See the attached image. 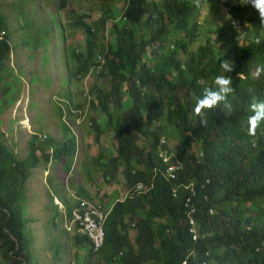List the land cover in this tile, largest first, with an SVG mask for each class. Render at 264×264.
Listing matches in <instances>:
<instances>
[{
	"label": "trees",
	"instance_id": "trees-1",
	"mask_svg": "<svg viewBox=\"0 0 264 264\" xmlns=\"http://www.w3.org/2000/svg\"><path fill=\"white\" fill-rule=\"evenodd\" d=\"M60 1L64 7L67 0ZM98 1L104 2L99 23L109 24L113 41L109 42L108 51L102 52L104 63L100 65L96 61L99 55L96 31L84 18L88 13L76 16L74 23L85 30L88 40L85 52L72 51L71 67L76 77L86 78L92 68L101 67L103 71L99 75L105 76L106 72L111 78L110 89L95 90L93 106L113 126L118 146L116 154L100 165H106L104 174L113 180L122 168L128 190L123 201L110 205L105 243L99 252L107 264H182L185 259L190 264H264V122L256 131V134L261 133L256 142L252 141L256 134H247L250 103L253 99L264 101V34L255 32L259 43L253 38L239 44V54L232 61L233 70L225 73L221 63L230 59L231 48L215 47L223 40L222 28L218 29L215 41L207 38L195 52L189 53L188 43L195 42L204 31L206 24L200 25L196 20L202 16L201 11L222 4L231 13L241 10V5L205 0L202 8H196L190 0H162L154 4L152 11V0H125L124 18L128 21L119 23L118 9L105 4L115 0ZM143 21L146 27H156L151 35L143 34L137 40L135 27ZM253 21L258 25L259 15ZM12 28L15 27L10 26L7 15L0 13V82L1 67L10 60ZM2 30L6 34L1 35ZM181 32L186 35L173 41ZM219 75L232 80L234 91L226 102L204 110L207 123L201 125L200 117L194 112L197 99L206 88L215 90L214 81ZM114 102L128 113L117 117L113 124L110 103ZM225 103L231 107H225ZM162 121L165 122L160 128L165 136H178L180 144L172 150L177 152L181 165L173 180L162 176L167 165L162 162L159 150H168L170 144L162 146V134L147 127V123ZM63 123L67 131L65 141L55 148V142L49 141L53 148L51 155H41L46 163H60L65 157L74 158L77 153L76 135ZM91 125L99 141L103 130L96 118ZM172 130L176 134L170 133ZM1 134L0 251L3 264H34L33 241L27 230L29 220L23 203L31 171L41 161L37 153L42 151L37 143L28 142L31 156L17 159ZM40 137L48 140V136ZM31 139L37 141V136L32 135ZM193 140L197 141L195 145ZM200 153L203 154L201 160ZM70 169L68 166V172ZM207 179L210 180L208 188L201 190ZM192 181L196 182L200 193L195 201L200 211L196 239L190 232L184 204L187 193L180 188L178 197L172 195V189ZM140 183L147 192L137 191ZM207 194L209 199L205 200L203 196ZM78 196H82L81 193ZM68 205L67 216L71 218L75 203L68 202ZM210 208L214 209L212 214ZM135 218H138L134 223L136 236L132 239L127 220ZM77 229L81 231L76 236L77 255L94 253L88 235L78 226Z\"/></svg>",
	"mask_w": 264,
	"mask_h": 264
},
{
	"label": "rangeland",
	"instance_id": "rangeland-1",
	"mask_svg": "<svg viewBox=\"0 0 264 264\" xmlns=\"http://www.w3.org/2000/svg\"><path fill=\"white\" fill-rule=\"evenodd\" d=\"M161 1L152 0L150 9L153 11L154 4ZM224 1L241 5V10L228 13L221 4L201 11L202 16L196 20L200 25H206L195 42L188 43L189 53L197 51L198 46L205 44L207 38L215 41L218 29L222 28L223 40L215 47L225 50L231 48L230 59L227 61L232 63L239 54V44L247 43L253 38L256 40V31L264 34V25L261 23L256 25L253 21L258 12L250 4H241L240 0ZM103 4L104 2L98 0H67L66 5L62 7L60 0H0V13L7 15L10 26L15 27L12 28L9 39L12 49L10 60L1 67L0 134L3 133L1 138L15 158L20 160L31 156L28 142L37 143L42 151L37 153L41 161L37 168L31 171L26 187V201L23 203L25 216L29 220L27 230L33 241L34 264H107L101 252L77 255L79 250L76 236L80 235L81 231L75 224L70 225L71 218L65 217L66 204L76 203L77 199H86L83 196L79 198L78 192L80 188L88 187V184L94 200L106 206L117 200L123 201L128 193L122 168L113 180L104 174L103 168L106 165H100L107 163L116 154L118 146L113 126H110L103 114H100V110L93 106L95 90L110 89L111 78L106 72L105 76L99 75L103 71L101 67H94L86 78H79L75 76L71 67L74 62L72 51L87 50V33L74 23L75 17L85 15L84 12L88 13L84 16L85 21L96 31L99 47L96 61L100 62V65L104 63L102 52L108 51L113 35L108 23L105 26L99 23L104 13ZM105 4L118 9L117 21L121 23L127 9L125 0ZM228 15L237 21V26L234 27L231 20L227 19ZM155 27L153 25L146 27L144 21L140 22L135 27L136 39L140 40L143 34L151 35ZM185 35L183 32L177 33L173 41ZM79 104L81 107H78ZM110 111L114 119L113 124L117 117H125L128 113L121 109L117 102L110 103ZM11 112H26L35 121L38 120L36 130L33 131L37 141L35 139L32 141V133L28 137L18 130L15 135L12 131L9 132L14 126L9 125V131H2V116ZM49 115L55 117L64 137L67 131L63 122L71 124L69 129L77 139V153L74 158L65 157L60 163L56 161L46 163L41 157L43 153L48 155L51 150L47 149L48 141L41 140L40 137L47 135L40 134L43 129H48L43 122ZM94 118L103 130L99 141L91 125ZM72 121H75V125ZM164 122L147 123V127L162 134V139L165 137V145L170 144L171 148L168 147L170 149L168 151L171 152L180 146L179 139L174 135L165 136L160 128ZM170 133L176 134L174 130ZM260 135V132L256 134L253 143ZM196 143L197 141L193 140V144ZM56 146L58 144L54 143L53 147ZM68 166H71L69 172ZM103 192L105 194H102ZM56 211H59L58 215ZM137 220L138 218L127 220L130 223L129 232L132 239L136 236L134 223ZM3 262L4 258L0 251V264Z\"/></svg>",
	"mask_w": 264,
	"mask_h": 264
},
{
	"label": "built area",
	"instance_id": "built-area-1",
	"mask_svg": "<svg viewBox=\"0 0 264 264\" xmlns=\"http://www.w3.org/2000/svg\"><path fill=\"white\" fill-rule=\"evenodd\" d=\"M5 30L1 31V35H4ZM165 139L161 140L162 146L165 144ZM160 157L162 162L167 165L165 172L162 176L165 180H173L176 176V171L181 168L180 163L178 162L177 156L174 152H169L168 150H163L160 148ZM200 160L203 158V154H198ZM210 180H206L205 186L201 187V190H206ZM180 188H183L187 193L185 198V207L187 209V217L189 220L190 232L194 234V239L198 237V219H199V208L195 202L199 197V189L195 181L190 183H185L179 188L172 189V195L178 197ZM138 192H147L145 186L140 183L136 187ZM128 194V193H127ZM203 196V195H201ZM205 200L209 199V194L203 196ZM210 213L214 212L213 208H210ZM111 211V207H106L104 203L96 202L91 199H77L73 207V213L71 217V224L77 225L85 234L88 235V238L91 241L92 249L94 253H97L101 250L105 243V223L108 218V215ZM65 217H68L67 215ZM182 264H190L187 259L183 260ZM203 264H205L203 262Z\"/></svg>",
	"mask_w": 264,
	"mask_h": 264
},
{
	"label": "clouds",
	"instance_id": "clouds-1",
	"mask_svg": "<svg viewBox=\"0 0 264 264\" xmlns=\"http://www.w3.org/2000/svg\"><path fill=\"white\" fill-rule=\"evenodd\" d=\"M190 2L196 8H202L204 6L205 0H190ZM240 3L250 4L258 12L260 23L264 25V0H240ZM227 19L231 20L234 27L237 26V21L230 15L227 16ZM123 20L125 22L128 21L127 18H123ZM259 42V39H257L256 43ZM221 67L225 73L231 72L233 70V64L230 61L222 62ZM259 71L260 69L257 70V75L259 74ZM214 84L216 86L215 90L213 88H206L202 97L197 99V103L194 108L195 114L200 117L201 125H206L207 123L204 110L216 108L221 102H226L227 97L234 91L232 80L226 75L217 76L215 78ZM225 107L230 108L231 105L225 103ZM249 108L251 115L249 116L247 122V134L254 136L261 123L264 122V101H257L253 99L249 105ZM44 137H47V135Z\"/></svg>",
	"mask_w": 264,
	"mask_h": 264
},
{
	"label": "crops",
	"instance_id": "crops-1",
	"mask_svg": "<svg viewBox=\"0 0 264 264\" xmlns=\"http://www.w3.org/2000/svg\"><path fill=\"white\" fill-rule=\"evenodd\" d=\"M13 114H15L13 116ZM4 116V115H3ZM2 116V119H3V132L5 131H9L8 130V126H14L13 129H11L9 132H13V134H17V130L20 131L22 134L24 135H28V137L30 136L29 134H33V131L36 130V124L38 123L37 121H35L34 118H31L29 117L26 112H11V113H8L6 116L3 117ZM64 116V115H62ZM75 117H79L80 119L82 118L81 116H75ZM47 119L45 120V122L43 123H46V127H48V129H43L42 130V133L40 135H43V134H47L48 136V142H47V149L48 148H51L50 152L48 153V155H51V152H52V144L49 142V141H54L55 143H57L58 145H61L63 144V142L65 141V137L63 136V134L61 133V130L59 128V125H58V122L54 119L55 117L54 116H51L49 115V117H46ZM18 119V120H17ZM17 120V121H16ZM79 120V119H78ZM76 120V122L78 121ZM13 121V122H12ZM52 121V123H51ZM73 122V125H75V121H72ZM56 123V124H55ZM66 123V122H65ZM68 126H70L71 124L70 123H66ZM6 128V129H5ZM46 130V131H45ZM11 132V133H12ZM20 134V136H22ZM34 135V134H33ZM51 146H50V145ZM15 147V146H14ZM46 150V148H45ZM47 153V152H45ZM47 155V154H46ZM86 187V186H85ZM83 187L82 190L81 188L79 189V193H81V195L84 197V198H90L91 200L95 201L94 200V196H91L90 193H91V189H89V184H88V187ZM85 191V192H84ZM105 192V191H104ZM102 193V194H105V193ZM72 195V194H71ZM74 196V195H73ZM75 197V196H74ZM79 197V196H78ZM81 198V196L79 197ZM98 200V199H96ZM98 202V201H96ZM106 207H110V206H106Z\"/></svg>",
	"mask_w": 264,
	"mask_h": 264
}]
</instances>
